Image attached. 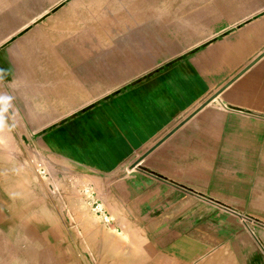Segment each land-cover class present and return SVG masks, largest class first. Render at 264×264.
I'll use <instances>...</instances> for the list:
<instances>
[{"label":"crops","instance_id":"obj_1","mask_svg":"<svg viewBox=\"0 0 264 264\" xmlns=\"http://www.w3.org/2000/svg\"><path fill=\"white\" fill-rule=\"evenodd\" d=\"M0 104L139 217L264 260V0H0Z\"/></svg>","mask_w":264,"mask_h":264},{"label":"rangeland","instance_id":"obj_2","mask_svg":"<svg viewBox=\"0 0 264 264\" xmlns=\"http://www.w3.org/2000/svg\"><path fill=\"white\" fill-rule=\"evenodd\" d=\"M142 181L149 187L148 179ZM110 187H98L95 178L84 170L43 156L36 144L23 137L11 114L0 104V264H118L123 259L118 252L137 240L138 222L142 220L158 224L165 234L164 243L176 240L178 234L173 236L167 222L156 213L150 210L139 217L137 210L144 209V201L136 198L134 203L133 194L102 189ZM134 205L137 210L132 209ZM105 214L111 221L108 225ZM161 216L165 220V210ZM125 229L136 233L124 240L119 231L122 234ZM105 230L110 231L109 240L103 234ZM231 236L226 234L227 238L219 242L209 234H200L210 248L190 264H212L206 260L213 261L222 252L227 254V264H248L240 249L233 246L239 243L248 248L251 243L247 236L240 235L235 243ZM252 251L256 264H264L257 251ZM135 257L130 256L134 263Z\"/></svg>","mask_w":264,"mask_h":264},{"label":"bare ground","instance_id":"obj_3","mask_svg":"<svg viewBox=\"0 0 264 264\" xmlns=\"http://www.w3.org/2000/svg\"><path fill=\"white\" fill-rule=\"evenodd\" d=\"M104 222L106 224L107 223L110 224L111 222L110 218L106 214L104 217ZM143 222L144 224L142 225ZM138 225H139L138 226L139 228L136 231L137 236H138L137 240L132 241L133 244L130 242L129 245H127L130 247H127L126 250L120 249L121 252H118V254L119 256L123 257V259L117 261L118 264H190L197 255H200L201 253L206 251L208 248H210L202 240L198 232H189V231L184 232L182 234H178V237L176 238V240H173V241L170 240L169 242L165 240L166 243H164L163 236L165 234L163 235V231L159 229V227H157L158 224L156 225L149 221L145 222L142 220L138 222ZM95 231H97L100 234L98 230H95ZM95 231L93 230L94 233ZM136 232H131L130 230L125 229L124 232H122V234H121V231H119V236L121 235L120 238L124 239L125 237H129L133 235V233H136ZM103 234L106 237V239L111 238L109 230L108 231L105 230ZM128 249L129 250L132 249V251H135V252L128 251ZM225 254L226 253H223V252L219 253L216 258L212 256L213 258H215L213 259V261L212 260L211 261L206 260V261H209L212 264H227V256H226L227 254L226 255ZM130 256H136L135 263L130 259Z\"/></svg>","mask_w":264,"mask_h":264}]
</instances>
